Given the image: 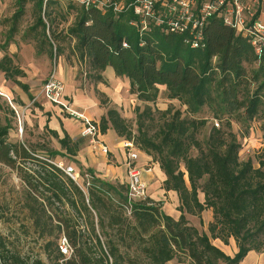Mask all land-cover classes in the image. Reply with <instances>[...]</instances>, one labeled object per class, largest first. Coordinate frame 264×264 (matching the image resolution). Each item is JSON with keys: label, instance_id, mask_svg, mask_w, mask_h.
Here are the masks:
<instances>
[{"label": "trees", "instance_id": "trees-1", "mask_svg": "<svg viewBox=\"0 0 264 264\" xmlns=\"http://www.w3.org/2000/svg\"><path fill=\"white\" fill-rule=\"evenodd\" d=\"M69 2L63 8L58 0H17L0 45V71L26 89L16 78L24 72L8 46L31 3L32 23L21 39L32 43L37 54L54 59L68 47L85 65L91 82H105L104 71L111 67L115 76L129 80V91L144 102L154 103L164 87L166 97L177 100L183 110L172 105L164 110L149 104L137 107L134 132L115 108L108 107L99 126L101 132L112 128L132 140L159 164L163 188L178 194L180 216L164 214L148 197L133 203L127 215V184L100 180L91 170V185L84 191L78 176L75 181L54 164L53 150L39 155L24 142L11 140L16 114L5 102L0 104V163L15 170L27 186L24 205L38 237L48 236L44 251L49 263L21 254L0 233V264H166L172 259L239 264L249 251H262L264 159L255 167L252 159L240 158L241 144L232 124L245 134L253 120L264 116V49L257 55L247 37L216 17L205 27V46L190 48L179 35L156 27L141 32L130 24V10L115 14ZM70 13L72 21L62 26ZM209 118L219 125L213 122L200 138ZM50 133L57 138L56 132ZM58 141L68 154L76 153L67 137ZM27 161L36 165L25 169ZM206 209L212 211L208 233L187 218L200 217ZM62 236L71 247L69 256L59 249ZM211 238L224 244L233 238L236 252L225 254ZM133 244L140 253L134 257L127 252Z\"/></svg>", "mask_w": 264, "mask_h": 264}, {"label": "rangeland", "instance_id": "rangeland-1", "mask_svg": "<svg viewBox=\"0 0 264 264\" xmlns=\"http://www.w3.org/2000/svg\"><path fill=\"white\" fill-rule=\"evenodd\" d=\"M58 2L63 8L70 3L69 0H58ZM17 8V0H0V45L4 43ZM32 15V4L27 3L25 12L18 22V31L14 34L11 44L8 46L10 54L14 55L15 64L24 72L23 75L17 76L16 78L25 84L26 90H31L30 95L24 90L25 88L23 89L13 80L6 79L3 72L0 71V90L8 93V95H0V104L7 102L10 107H12V104L16 108L15 114H18L13 119V128L9 132V137L11 140L24 142L32 150L36 148L34 151L39 155L47 156V151L53 150L55 152L54 162H63L65 165L75 166L79 170L80 177L78 182L82 189L86 191L84 183L88 178L86 174L89 175L88 169L79 166V162L73 156H62V153L55 150V147L60 145L57 139L50 138L49 133L44 131V129L39 133L37 128L33 129L35 133L31 131V137L22 136V131L24 133L29 132L27 126H25L26 120L24 112L27 114L25 109L28 107L31 108L34 104H40L45 100L41 95V88L49 75L55 73L57 77L63 80L69 96L72 97V94L78 91L97 99L99 107L104 110V114L108 107L115 108L126 119L134 132L136 128L135 110L137 107L142 110L146 104H149L153 108L164 110L169 105H172L175 108H181L183 110L184 106H181L177 100L168 99L163 91L164 87H160V93L156 101L150 103L138 99L136 94L129 91V80L125 77L115 76L111 81L106 80L103 84L91 82L85 75V65L79 62L75 55L70 53L68 47L65 48L62 55L54 59H50L46 55L37 54L32 43H25L21 39L24 30L32 23ZM73 17L74 15L72 13L68 14V20L62 26L70 23ZM0 56H2L1 50ZM32 98H34V102L31 101ZM18 102L22 103V108L18 107ZM0 115L3 116L1 109ZM203 115L208 116V113L205 111ZM216 121L219 123L218 120ZM213 122L215 120L213 121L212 118L208 119L206 126L201 130L200 138H204L209 126ZM232 130L237 134L241 144L239 150L240 158L252 159L254 166L257 167L258 160L264 159V116L253 120L250 124L249 131L245 134L242 133L239 125L236 123L232 124ZM120 138L122 140L125 139V137ZM108 155L109 153L107 152L106 156ZM31 165L35 166L36 163L27 161L24 165L25 169H29ZM113 184L124 185L126 182H114ZM26 190L27 186L17 172L0 163V233L9 240L10 247L20 251L21 254L39 257L45 263H49L47 253L44 251L45 240L48 236L46 238L38 237V234L34 231V224L30 212L24 205ZM200 197H202L201 193ZM151 200L160 208L161 201ZM168 202L171 205L169 207L171 211L174 209L179 211L180 201L177 204V200L173 198L172 200H168ZM187 218L189 223L192 224V222H197L199 217L187 214ZM101 238L102 240L106 239L105 236ZM120 249L123 252L125 251L121 245ZM127 252L133 257L140 254L134 244L127 249ZM259 252H264V245L263 250ZM176 263L187 264L185 261Z\"/></svg>", "mask_w": 264, "mask_h": 264}, {"label": "built area", "instance_id": "built-area-1", "mask_svg": "<svg viewBox=\"0 0 264 264\" xmlns=\"http://www.w3.org/2000/svg\"><path fill=\"white\" fill-rule=\"evenodd\" d=\"M69 1L85 8H96L101 11L111 9L115 14L130 10L134 15L130 24L139 28L141 32L156 27L165 33L179 35L183 44L190 48H203L205 46V27L211 18L216 17L221 19L223 24L233 28L237 34L247 37L257 55H260L264 49V21L256 16L259 0ZM41 95L48 102L57 105L61 111L79 119L82 124L80 135L88 138L103 152L107 151V147L98 141L101 132L99 124L65 98V84L55 73L49 75L44 81ZM11 106L16 111L12 104ZM214 125H219L216 120ZM121 144L128 148L125 160L128 177L125 212L129 215L132 204L147 197V184L142 178L141 169L137 166V152L133 141L124 139ZM54 164L67 176L77 180V174L72 166L65 165L63 162H54ZM86 176L88 178L84 184L85 188L91 185L90 175ZM77 184L79 185L78 182ZM79 187L81 186L79 185ZM59 249L67 256L71 254V247L64 236L59 240Z\"/></svg>", "mask_w": 264, "mask_h": 264}, {"label": "crops", "instance_id": "crops-1", "mask_svg": "<svg viewBox=\"0 0 264 264\" xmlns=\"http://www.w3.org/2000/svg\"><path fill=\"white\" fill-rule=\"evenodd\" d=\"M256 16L264 21V0H259ZM104 76L107 81H111L115 77L111 67H107L105 69ZM105 82H99V84H103ZM22 88L24 89V87ZM24 90L28 95H30L31 90ZM5 94L8 95V93L0 90V95ZM65 98L69 100L76 108L84 111V113L89 118L99 124L101 117L104 115V110L99 107L97 99L89 95H84L82 92L78 91H75L71 97L67 94L66 87ZM33 99L34 98H32L31 101L34 102ZM18 107L22 108V103L18 102ZM25 111L27 113L25 114L24 112V117L26 120L25 126H27L29 132L24 133L22 131V136L25 135V137H31V131L34 132L33 129L37 128L39 133L43 129L44 131H47L50 138H55L58 140V138L67 137L71 141V144L73 143L76 146L77 150L74 155H70L64 148L61 147V144L59 143L60 145L56 146L55 150H58L59 153H62V156H73L75 160L79 162V166H83L88 170H91L92 173L100 180L107 181L112 184L114 182L123 183L124 181L127 183L128 177L125 167V160L127 157L128 148L122 146V139L114 131V129L107 128L105 132H100V136L98 138L99 143L107 147V152L109 155L106 156L107 152H103L100 148L90 142L88 138L82 137L80 135L82 127L81 121L61 111L57 105H54L47 100H43V102L40 104H34L31 108H26ZM51 131L56 132L57 138L50 133ZM135 151L137 152V166L141 169L142 178L147 184V197H150L155 201H161L160 210L163 211L164 214H167L174 219H178L180 212L177 211V209L171 211L169 209L171 205H169L168 202V200L175 198L177 200L176 203L178 204V194L175 191H167L163 188L165 175L160 169L159 164L154 161L151 156L142 152L137 147H135ZM72 167L74 168L77 176L80 177L79 170L75 166ZM211 220L212 211L210 209H206L201 213V216L197 219V222H192V224L200 231H205L208 233L207 227ZM211 242L221 249L225 254L230 256H233L237 250L236 243L233 238L229 239L227 244H224L218 238L211 239ZM184 261L188 264V260ZM176 262H178L177 259H172L167 261L166 264H179ZM239 264H264V252L249 251L239 262Z\"/></svg>", "mask_w": 264, "mask_h": 264}]
</instances>
